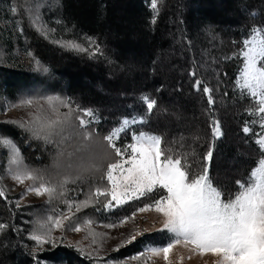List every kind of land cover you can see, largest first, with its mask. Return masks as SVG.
<instances>
[{"label": "snow or ice", "instance_id": "obj_1", "mask_svg": "<svg viewBox=\"0 0 264 264\" xmlns=\"http://www.w3.org/2000/svg\"><path fill=\"white\" fill-rule=\"evenodd\" d=\"M158 5L159 0H151L150 7L154 14H158ZM39 7L37 4L29 9L30 20L33 26L48 38V34L55 32V29L48 28L42 21ZM12 11L15 13L17 9L13 8ZM155 20L156 15L153 16L152 22L155 23ZM84 39L86 46L76 41L53 42L77 52L89 53L91 56L102 54L101 47L94 38ZM27 55L35 62L38 71H48L30 51ZM234 56L237 59L242 58L243 64L238 68L239 75L235 87L242 95L247 93V97L255 105L246 111L250 116L259 118L261 131L257 134L255 142L261 156H264V27H253L249 37L243 40L242 48ZM189 75L194 78V89L206 97L207 114L211 117L212 108L216 103L214 89L202 79H196L195 70ZM140 100L151 114L157 101L149 96H142ZM9 108L26 110V115L0 123L15 125L29 133L32 138L43 139L46 143L51 142L55 136L70 138L65 135L66 132L77 128L85 140H90L95 134V129H90V125L99 123V117L92 108L74 106L71 100L60 96H25L17 103L9 105ZM143 123V118H125L119 122V127H113L102 137L110 151L101 155L98 162L94 161L84 171L102 172L101 179H106V185L90 190L85 200L63 199L61 202L66 205V210L53 209L52 214L39 222L29 233L28 239L35 245L33 259L36 264H41L38 253L45 245L55 249L64 243L65 232L79 233L85 230L86 238L90 237L88 248L82 246L81 241L67 246L74 248L85 259L92 261V264H131V261L142 259L144 264H154V258H162L164 264H182L184 259H191L196 255L203 258L206 254L215 258L211 264H264V159L259 160V167L253 166L246 180L236 181V191L224 200L222 191L214 186L209 168L204 163L211 160L213 148L198 157L183 135L166 143L162 135L145 131H133L131 143L123 147L117 146V140L130 125ZM242 130L248 134L252 128L245 122ZM210 131L213 141L223 135L219 120H211ZM0 149L7 150L10 178L16 184L32 181L21 194V199L29 193L36 196L46 195L49 201L59 199L64 196L68 183L82 178L79 174L76 177L66 176L58 184H53L36 170L25 166L18 145L10 136L2 133ZM0 198L7 199L6 189L2 184ZM142 198L145 202L135 207L130 214L118 215L106 223L85 219L73 226V221L77 219L76 213L84 208L98 205L97 211L111 213L130 202L141 201ZM16 206H21L19 201ZM153 211L160 218L153 221V226L159 223L161 227L157 231L170 234V239L165 245L148 247L144 252L127 260L105 259L99 255L102 243L117 237L110 236L107 232H98L94 226L108 230L123 228L129 223H134L139 214ZM7 227L0 223V232ZM56 231L61 235H53ZM147 231L148 229L141 230L137 226L127 236L121 234L123 238L112 251H119L125 245L132 244ZM93 245L96 246L95 249L89 250ZM177 246H182L188 255L185 257L183 254H176L174 261L172 256ZM205 264H208L207 260Z\"/></svg>", "mask_w": 264, "mask_h": 264}, {"label": "trees", "instance_id": "obj_2", "mask_svg": "<svg viewBox=\"0 0 264 264\" xmlns=\"http://www.w3.org/2000/svg\"><path fill=\"white\" fill-rule=\"evenodd\" d=\"M147 2L59 0L61 29L72 36L94 38L102 52L95 57L86 52L64 53L37 38L32 43L64 84L68 99L96 112L100 132L116 127L125 118H143L146 131L162 135L166 143L181 135L199 137L196 141L186 140L198 157L206 153L208 146L217 147L209 175L225 200L236 181L246 180L262 157L255 137L242 131L248 112L242 115V99L236 97L240 93L235 81L243 64L242 58L234 54L253 27H264V0H159L158 14H151ZM135 55L144 57L135 63ZM128 56H132L130 61ZM193 70L196 79L214 89L216 103L211 117L206 97L193 87L194 78L189 75ZM20 73L0 70V86L13 94L20 85H28L31 79ZM142 96L157 101L151 114L141 103ZM114 99L124 103L120 110H110L111 104L106 103ZM167 112L187 118L179 122L174 133L164 130ZM215 118H220L227 135L221 142L213 141L211 136L210 124ZM231 134L240 144L228 139ZM130 135L127 133L129 141ZM18 136L30 146L24 134ZM35 145L32 151H37ZM102 145L105 148L104 142ZM222 156L236 158L239 172L226 176L219 165ZM13 218L18 224L14 214ZM0 221L9 226L12 222V213L1 198ZM17 235L10 227L0 236V264H35L33 252L19 246ZM64 252L67 264H90L70 251Z\"/></svg>", "mask_w": 264, "mask_h": 264}, {"label": "rangeland", "instance_id": "obj_3", "mask_svg": "<svg viewBox=\"0 0 264 264\" xmlns=\"http://www.w3.org/2000/svg\"><path fill=\"white\" fill-rule=\"evenodd\" d=\"M150 3L151 0H148L147 6L151 14H154L150 7ZM37 4L40 6L39 11L42 21L48 28L55 29V32L48 34V38H46L42 32L38 31L30 20L29 9L34 8ZM216 7L218 9L220 8L217 5ZM13 8L17 9L15 13L12 11ZM59 9V0H0V70L11 71L15 74L21 72L20 74L31 79V81L28 82V85L27 83L20 85L13 94L7 91L6 87L2 88L0 86V122L10 119H18L26 115V110L9 108V105L17 103L22 97L53 95L68 99L64 89V84H62L58 77H56L51 65L46 62L45 58L42 57L41 53L36 50L34 44L32 43V40L35 38L41 39L52 48L58 49L64 53H75L77 51L61 47L54 43V40L76 41L86 46L87 42L84 39L86 36H79L74 33V36H72L70 32L61 29V26H63L62 22L57 23ZM228 15L229 14H227V16ZM21 28L23 30L22 32ZM29 51L33 54L36 60H39L41 64L48 69L47 72L37 70L35 62L27 55ZM143 57V55H135V61H133L135 63H139ZM128 59L130 61L132 56H128ZM118 70V72L121 73L122 69ZM107 80H109L108 77ZM236 97L242 99V115H245V111L248 108L255 106L252 101L247 99V93L244 95L240 93V96L236 94ZM106 103L111 104L110 106H112V108L110 107V110L113 111L120 110L122 106H124V103H119L116 99L113 101H107ZM174 108L177 109L176 107ZM61 111L67 110L61 109ZM162 111L164 110L162 109ZM179 114L173 115L169 112L166 113V120L164 122V130L166 132L174 133V130L179 126V122L187 119L185 116L180 117ZM246 116L247 122L252 128V131L248 134L243 133L245 135H253L256 141L257 134L261 131L259 127V118L256 116H250L248 113ZM215 119L219 120L223 133L220 118ZM254 120L256 123H252ZM116 127H119V123ZM90 129H95V134L90 140H85L77 128L69 129L68 132H66L65 135L70 138L65 139L60 136H55L52 138L51 142L46 143L43 139L32 138L29 133L16 127L15 125L0 123V133L10 136L18 145L23 164L30 169L36 170L46 180L52 182L53 184H58L66 176L76 177L78 174L82 175L81 179H77L74 183L70 182L65 186V194L59 199L49 201V198L46 195L36 196L32 193L25 195L23 199H21V194L25 192L26 187L29 186L32 181H25L24 184H16L10 178V174L8 172L7 150L0 149V184L5 187L7 193V199L1 198V200L3 204H5L6 208L8 210L10 209V213H12V222L10 223V226L9 223L5 221H0V223L7 225L8 227L6 229L11 227L13 231L18 234L17 238L19 246L24 249L28 251L30 250L34 253L35 245L33 241L28 239L29 233L33 231L39 222L44 221L48 215L52 214L53 209L65 211L66 205L61 202L63 199L85 200L88 197L90 190L94 189L96 186L102 187L106 185V179H101L102 172L94 170L84 171V169H88L94 161L98 162L101 155L110 151L107 149L106 143L105 148L102 145V137L106 135L110 129H107V132L105 131V133L100 132L96 124L90 125ZM146 129V120H144L143 124L130 125L128 130L125 133H122L120 138L117 140V146L123 147L124 145L131 143V135L133 131L147 132ZM129 132H131L130 141L128 139L129 136H127V133ZM19 134H24L26 136L25 139L27 138L26 140L31 142L30 146L23 144L24 142L18 136ZM226 136L227 135H224L223 133V135L219 139L215 140V142L223 141ZM228 139H230V141L234 139L237 145L240 144L232 134L228 136ZM186 140L196 141V136L188 135L186 136ZM33 144H36L35 148H37V151H32ZM209 148H213V156L210 161L205 162V165L209 168L210 172L211 162H213L216 158L218 149L214 146H208L206 153ZM260 159H264V156ZM260 159H258L255 167H259ZM219 160L222 161L219 165L224 168L226 176L229 177L239 172L240 169L237 167L236 158L232 157L228 159L222 156ZM104 163L106 166L107 160H105ZM235 191L236 185H233L232 188H230V194H233ZM230 194L226 197L223 195L225 200L228 199ZM17 201H19L21 205L19 208L16 206ZM143 202H145L143 198L141 201L130 202L129 204L124 205L121 209H116L111 213L97 211V207H99L98 205L84 208L80 212L76 213L77 219L73 221V226H75L78 222L82 223L85 219H92L99 223L110 222L118 215L130 214L135 207L142 205ZM13 214L15 219L18 221V224L13 223ZM158 219H160L158 214L153 211L139 214L134 223H129L123 228L108 230L99 226H94L95 230L98 232H107L110 236L117 237L116 239L109 238L104 241L100 247L99 255L103 256L105 259L111 258L114 260H127V258L133 255H138L139 253L144 252L148 247L165 245L170 239V234L166 231H157L161 225L156 223L155 226H153V221ZM137 226L141 230L148 229V231L144 232V234L138 237L132 244L125 245L120 248L119 251H112V249L115 248L123 238L121 234H123V236H127ZM6 229L0 232V236L6 231ZM23 235L24 241L22 239ZM53 235L59 236L61 233L56 231ZM64 235L66 236V239L63 244L59 245L55 249H53L50 245H45L44 249L39 251L38 257L41 264H67L64 257V250L70 251V253L84 258L74 248H70L67 245L75 243L76 241H81L82 246L88 248L90 244V237L86 238V230L79 233L67 231ZM95 247L96 246L93 245L89 250H93ZM176 254H183L185 257L188 255L187 251L182 246H177L175 249L172 256L174 261L177 258ZM213 259L215 258L210 254H206L203 258L196 255L191 259H184L182 264H205L206 260L208 261V264H211ZM84 260L92 264V261L85 258ZM131 264H144V260L131 261ZM154 264H164V261L162 258H154Z\"/></svg>", "mask_w": 264, "mask_h": 264}]
</instances>
